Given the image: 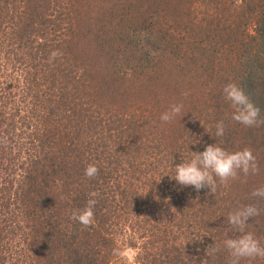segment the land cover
Wrapping results in <instances>:
<instances>
[{"label":"trees","instance_id":"16d2710c","mask_svg":"<svg viewBox=\"0 0 264 264\" xmlns=\"http://www.w3.org/2000/svg\"><path fill=\"white\" fill-rule=\"evenodd\" d=\"M228 83L264 119V0H0V264H128L124 248L135 264H227L228 214L249 204L264 246V125L231 119ZM214 143L250 149L258 172L212 191L171 179ZM89 199L85 227L72 213Z\"/></svg>","mask_w":264,"mask_h":264},{"label":"clouds","instance_id":"9594fccd","mask_svg":"<svg viewBox=\"0 0 264 264\" xmlns=\"http://www.w3.org/2000/svg\"><path fill=\"white\" fill-rule=\"evenodd\" d=\"M222 91L225 99L234 108L231 119L246 127L264 125V119H259V108L249 100L241 88L234 83H228ZM181 108V105L171 106L168 111L161 114V121H172L181 113ZM224 130V122H217L216 136H223ZM192 153L193 157L190 160L180 162L175 166V175L171 177L181 187L192 186L197 191L202 188L212 191L217 178L221 183L226 184L230 179H236L239 173L256 174L259 170L256 158L248 148L228 152L214 143L206 145L202 152ZM98 171L99 169L94 164H89L84 174L88 178H93ZM96 195L98 194L95 192L90 194L92 197ZM252 196L264 198V188L255 189ZM95 204V199H89L84 208L72 213V219L85 227L90 226L94 219ZM258 215H260V210L252 204L240 206L228 214V223L237 235L228 236L226 234L222 242L223 249L228 253L227 264H240L241 260H252L257 257L264 258V246L251 232L246 231L248 221ZM210 246L212 254L221 250L215 244Z\"/></svg>","mask_w":264,"mask_h":264},{"label":"rangeland","instance_id":"374dc122","mask_svg":"<svg viewBox=\"0 0 264 264\" xmlns=\"http://www.w3.org/2000/svg\"><path fill=\"white\" fill-rule=\"evenodd\" d=\"M87 45H88V43L85 46L86 47L87 54L88 55H94L93 57H97V54H95L94 51H91V49L88 48ZM97 60H98V63L96 65L97 66L102 65L103 62H102L101 58L97 57ZM187 87H189V86H187ZM143 95H145V98H147V101L149 103H155L153 100H155V101L157 100L156 98L153 97V94H150V90H147V93H145ZM143 95L142 96L140 95V96L143 97ZM123 99L124 100H127L125 98H123ZM127 101H129V100H127ZM162 101L164 102V99ZM131 102L134 103L133 100ZM124 249L125 250L121 254L122 257H124L126 259V261L128 262V264H135L134 261H135V256H136V253H137V248H134V249L133 248H124Z\"/></svg>","mask_w":264,"mask_h":264}]
</instances>
